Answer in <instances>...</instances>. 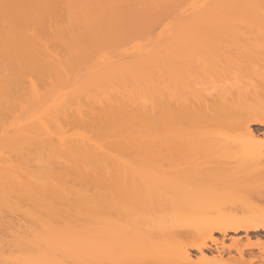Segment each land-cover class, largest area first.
<instances>
[{
    "label": "bare ground",
    "instance_id": "obj_1",
    "mask_svg": "<svg viewBox=\"0 0 264 264\" xmlns=\"http://www.w3.org/2000/svg\"><path fill=\"white\" fill-rule=\"evenodd\" d=\"M251 124L264 0H0V264H264Z\"/></svg>",
    "mask_w": 264,
    "mask_h": 264
},
{
    "label": "rangeland",
    "instance_id": "obj_2",
    "mask_svg": "<svg viewBox=\"0 0 264 264\" xmlns=\"http://www.w3.org/2000/svg\"><path fill=\"white\" fill-rule=\"evenodd\" d=\"M252 129H258L259 131H260V133L262 134L263 132H264V125H257V124H251V126H250ZM39 161H41V160H39ZM39 161H38V163H39ZM36 163V162H35ZM37 163V164H38ZM20 217V216H19ZM19 217L17 218V217H15V219H14V217H12V220H16V221H21L22 222V220H23V222H24V218L23 219H21V217H20V219H19ZM17 218V219H16ZM234 236H238V237H240L241 239L242 238H244V239H247V237H245L246 235H245V233H243V232H240V233H234V232H229V235L227 236V238H226V243H229L230 241V239L232 238V237H234ZM216 237H218L219 239L221 238L222 239V237H221V235L220 234H218V233H216ZM263 239V238H262ZM255 240V239H254ZM245 241V240H244ZM257 252H259V250L257 249L256 250ZM259 253H261V252H259ZM261 262V261H260ZM259 263V261L258 262H254V264H258ZM248 264V263H247ZM250 264V263H249Z\"/></svg>",
    "mask_w": 264,
    "mask_h": 264
}]
</instances>
